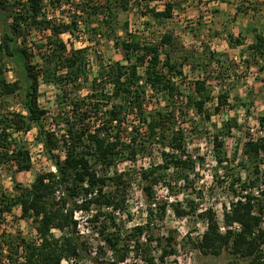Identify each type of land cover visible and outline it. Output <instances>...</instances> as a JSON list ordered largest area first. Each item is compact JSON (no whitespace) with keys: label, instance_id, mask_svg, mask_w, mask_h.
Returning a JSON list of instances; mask_svg holds the SVG:
<instances>
[{"label":"trees","instance_id":"16d2710c","mask_svg":"<svg viewBox=\"0 0 264 264\" xmlns=\"http://www.w3.org/2000/svg\"><path fill=\"white\" fill-rule=\"evenodd\" d=\"M161 1V10L150 7V3ZM131 4L141 16L159 21L171 19L177 9L175 0H0V166L15 173L31 170L29 151L13 134H26L35 128L37 141L53 167L37 173L15 196L0 195V221L19 208V218L31 221L38 239L34 243L19 235L3 236L9 246L7 264H123L132 252L146 264H154L149 249L152 242L161 248L158 260L163 263L177 254L173 236L165 238V245L154 236L157 223L165 219L168 210L178 219L195 216L205 222L198 241L185 237L203 257L219 256L227 250L232 257L230 264H264V137L244 144L246 163L241 166L248 176L242 179L238 173L231 177L228 186L235 200L228 207L223 205L224 225L237 224L240 229L222 233L213 209H199L203 193L194 184L204 159L195 158L188 150L187 132L178 120L184 117L182 108L210 121L222 108L235 109L245 102L236 99L230 105L228 93H220L211 111L207 105L214 98L204 78L192 83L190 95H183L176 82L182 77L180 64L171 59L170 51L161 58V48L178 49L177 38L166 32L155 43L130 33L128 22L119 23V15L128 12ZM46 7H74L83 20L73 14L69 23L56 21L47 15ZM97 16L102 17L100 22ZM95 20L97 26L93 27ZM78 22L86 26L89 41L103 35L122 54L121 61L101 63L92 79L86 71L88 48L68 49L62 39L64 34L79 32ZM33 33L45 34L44 39L31 42L38 54L37 64L31 63L27 48ZM228 36V44L236 48L244 45L240 37ZM205 49L206 65L215 62L221 69L220 58L225 54ZM244 53L247 65L264 62V34L254 31ZM7 72L12 73V81H7ZM40 82L56 87V102L67 110L55 121L63 126L59 136L45 129L46 112L38 104ZM83 89L87 94L79 93ZM10 98H16L18 109L10 110ZM258 121L264 128V116ZM233 129H238L235 119L224 121L211 141L215 163L226 174L231 169L225 141ZM155 149H159L157 163L152 161ZM140 158H149V165L137 166ZM126 163L134 169L120 170ZM133 175L144 198L145 221L124 229L116 215L129 217L126 208ZM157 188L166 191L165 199H159ZM175 189L188 193L182 201L169 202L177 195ZM79 212L88 213L86 222L103 243L97 253L102 259L93 255L90 243L80 235L75 216ZM106 253H110V260L103 261ZM0 264H4L1 250Z\"/></svg>","mask_w":264,"mask_h":264},{"label":"rangeland","instance_id":"374dc122","mask_svg":"<svg viewBox=\"0 0 264 264\" xmlns=\"http://www.w3.org/2000/svg\"><path fill=\"white\" fill-rule=\"evenodd\" d=\"M90 1L99 3L101 0ZM175 1L177 9L174 10L172 18L167 21L155 20L148 15L141 16L137 7L131 4L128 12L119 15V23L128 22L129 32L139 35L144 41L157 43L160 36L166 32L172 33L177 38L180 44L178 49L174 52L172 50H165L164 47L161 48V58L164 59L168 55L167 51H170L169 53L172 55L171 59L180 64L182 77L177 78L176 82L183 95H190L192 83L204 78L207 84L210 85L214 98V101L207 105V108H210L211 111L216 105L215 98L220 93H228V103L230 105H234L236 99L245 102V105L238 104L235 109L222 108L219 113L212 115L210 121L203 120L202 116H197L193 111L182 108L181 111H184V117L178 120L186 129L188 150L193 153L195 158L199 156L204 159L203 165L198 167L199 175L194 184L195 188L203 193V200H197L199 204L201 203V208L199 209L211 207L215 213L216 221L224 233L227 227L223 221V205L228 207L229 202L235 200L228 186L229 181L232 176L238 173L242 179L248 176L241 166L246 163V157L243 153L244 144L249 140L264 137V128L260 127L258 121L260 117L264 116V62L261 61L259 65L251 62L247 65L248 56L244 53L246 45L251 43L254 31L264 34V5L261 4V0ZM163 3L162 1L152 2L150 3V7L161 10ZM74 10H76L74 7H62L59 10L46 7L45 12L56 21L64 23H69L70 16L73 14L78 15V20L82 21L83 19L80 18L81 14L75 13ZM101 19V16H97L96 18L97 22H100ZM96 20L92 24L93 27L97 26ZM77 26L79 32H75L74 36L64 34L62 35V39L68 49L70 47H74L75 49L88 48L85 54L87 57L86 71L88 72L89 79L97 75L101 63L106 65L112 61H121L122 54L111 40L99 34L93 41H89L86 26L80 22H78ZM118 34L121 36L122 32ZM229 34H232L233 38L240 37L243 39L244 45L236 48L233 44H228ZM44 38L45 34L43 33H33L32 36L28 37L27 48L28 52L31 53L30 59L32 64L39 63V58L31 42ZM205 48L210 49V51L218 55L225 54V56L220 58L223 68L221 67L220 69L215 62L206 65L208 58ZM186 54L189 56L188 58H186ZM140 72L144 75L142 69ZM5 76L7 81L13 80L11 72H7ZM106 91L110 92L111 88L107 87ZM39 93V107L46 112L43 117L45 129L54 131L59 136L64 131L63 126H57L55 121L59 113L63 114L67 110L65 106L57 104V89L52 84L40 82ZM79 93L85 95L87 94V89H83ZM7 102L10 104V110L18 109L16 98L7 99ZM150 105L151 107H155V103ZM228 119H235L238 129H233L230 137L225 141L226 154L230 162L229 169H231L229 174H226L215 163L211 141L216 130ZM36 135L37 131L35 128L26 134H13V137L17 141L22 142L28 149L32 168L28 172L15 173L14 170L6 166H0V195L15 196L18 191L17 189L28 187L37 173L53 170L52 165L43 153L42 144L37 141ZM59 154L61 158L64 157L63 151ZM152 161L155 163L159 162V149L154 150ZM149 163V158H140L137 166L146 167ZM129 167L134 169L128 163L121 165L119 169ZM249 176L253 178V175ZM136 179V176L133 175L132 187L129 190L126 208L131 218L127 217L126 214L117 213L116 215V218L121 220L124 229H130L145 221L144 198ZM259 185L261 186L260 182ZM175 190L177 195L171 196L168 199L169 202H174L175 199L182 201L188 193L186 191L180 192L181 190L179 189ZM177 190L179 191L177 192ZM255 191L258 190L255 189ZM156 192L159 199H165L167 196L164 189L157 188ZM257 193L255 192V195L258 197ZM19 215V208H14L10 215L4 216L3 222L0 221V247H5L7 253L9 246L4 242L5 238H2L5 235H19L28 242L35 243L38 241L34 225L31 221L20 219ZM87 216L88 213L79 212L76 214L80 235L90 243L93 255L102 259L101 255L97 253L99 252L98 246H103V243L96 237L91 225L86 222ZM205 227V222H202L195 216L178 219L173 215L171 210H168L165 219L157 223V227L154 229V236L155 238L162 239V245L166 244L165 238L168 235L173 236L175 238L177 254L176 256L164 259V262L160 263L158 257L161 248L156 245V242H152L149 249L154 258V264H230L232 257L227 250L222 251L219 256L203 257L186 240L185 237L189 236L192 241H198ZM54 234L58 235L57 232H54ZM105 250L103 248L104 252ZM17 256L20 259V251ZM108 260H110V253H106L103 261ZM61 264L71 263L63 261ZM101 264L107 263L102 262ZM123 264L146 263L140 256H136L132 252L129 259ZM244 264L247 263L244 262Z\"/></svg>","mask_w":264,"mask_h":264},{"label":"built area","instance_id":"2783aa9c","mask_svg":"<svg viewBox=\"0 0 264 264\" xmlns=\"http://www.w3.org/2000/svg\"><path fill=\"white\" fill-rule=\"evenodd\" d=\"M76 216V215H75ZM77 219V218H76ZM263 222H264V216H263ZM263 222L261 223V228L264 230V224H263ZM227 229H231V230H239L240 229V226L239 225H237V224H233L231 227H227ZM220 231H221V229H220ZM222 232V231H221ZM223 233V232H222ZM0 250H1V255H2V257H3V263L4 264H7L8 263V261H7V259H6V255L8 254L7 253V249L5 248V247H0Z\"/></svg>","mask_w":264,"mask_h":264}]
</instances>
